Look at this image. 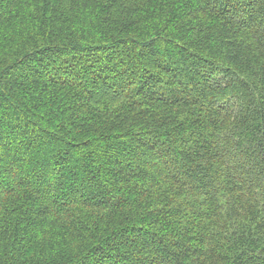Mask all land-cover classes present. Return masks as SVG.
Returning a JSON list of instances; mask_svg holds the SVG:
<instances>
[{"label": "trees", "instance_id": "1", "mask_svg": "<svg viewBox=\"0 0 264 264\" xmlns=\"http://www.w3.org/2000/svg\"><path fill=\"white\" fill-rule=\"evenodd\" d=\"M0 264H264V0H0Z\"/></svg>", "mask_w": 264, "mask_h": 264}]
</instances>
